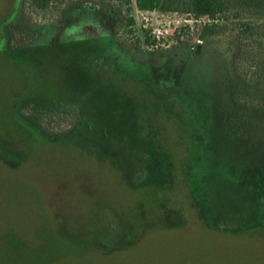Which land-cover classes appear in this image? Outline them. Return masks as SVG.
<instances>
[{
    "label": "rangeland",
    "instance_id": "1",
    "mask_svg": "<svg viewBox=\"0 0 264 264\" xmlns=\"http://www.w3.org/2000/svg\"><path fill=\"white\" fill-rule=\"evenodd\" d=\"M49 1L25 0L9 32V50L29 51H0V264H264L248 182L264 174V0H226L209 33L208 18L167 9L177 0ZM76 9L92 15L67 36H104L135 63L169 57L173 84L112 78L101 48L57 41ZM66 135L80 143L54 140Z\"/></svg>",
    "mask_w": 264,
    "mask_h": 264
},
{
    "label": "flooded vegetation",
    "instance_id": "2",
    "mask_svg": "<svg viewBox=\"0 0 264 264\" xmlns=\"http://www.w3.org/2000/svg\"><path fill=\"white\" fill-rule=\"evenodd\" d=\"M10 1H11L10 5L12 6L11 8L12 15L10 19L1 26L0 32L2 33L3 39L0 38V51L1 53H3V52H7L6 50H8V52H11L13 56H16V54L20 52L29 51L30 49L28 47L21 48L22 47L21 46L18 48H13V49L11 48V50H9L10 47L6 45L9 39V36H10V33H9L10 30L14 26L15 27L19 26L18 23L20 22L22 16H26V14L23 11L25 9L24 8L25 0H10ZM27 1L29 2V5L32 6L31 0H27ZM32 7L35 8L34 6ZM91 15L92 14L89 13L88 11L85 12L84 10L82 11L81 9H76L75 12L65 15V16H73V17L63 27V29L61 30V33L60 31L58 32L57 41L61 43L80 44L82 46H85L87 49H89L90 52L92 50L94 51L96 47L101 48L100 50L102 51L98 50L100 51V54H102L101 58L104 59L105 56H107V58L113 59V61L115 60L114 61L115 70H112V78L115 76V74L116 76L118 75L119 78H121V75H127V76L130 75L133 77L140 78V80H143V82H145L147 86H150V87L153 86L154 89L158 91L163 90L165 86L169 87L173 84L172 75L175 76V70H173L172 68L169 67V65L166 64L167 63L166 61H168L169 57L167 58V60H164L165 59L164 56L162 55L157 56L153 58L151 60L152 63H149V64H140L139 62L135 63L136 60L134 61L130 57L123 56L120 50L111 43L110 39L104 36H95L94 33L91 34V32H87V33L78 32L76 33L75 36L73 35L67 36L70 31H74L73 29L80 27L82 23H84L83 20L79 19V16H91ZM63 40H66V41H63ZM103 49H106V50H103ZM110 55H112L113 57H110ZM133 70L136 71V75H132L130 73ZM163 91H166V90H163Z\"/></svg>",
    "mask_w": 264,
    "mask_h": 264
},
{
    "label": "trees",
    "instance_id": "3",
    "mask_svg": "<svg viewBox=\"0 0 264 264\" xmlns=\"http://www.w3.org/2000/svg\"><path fill=\"white\" fill-rule=\"evenodd\" d=\"M31 4H32V6H34L38 10H44L49 5V0H31ZM135 4H136V7L140 11L149 12V11H153L157 8L158 0H135ZM167 9L169 11L187 14L190 17H193L195 19H198L200 17L208 18V21H211V22H208V24L204 25V29H205L204 31L209 33L216 26V24H214V23H216V21L218 22L220 19L226 17V16H224V14L229 9V7H228V3L226 0H177V2L169 4V6H167ZM130 22H131V19L129 20V23ZM241 26H242V24H241ZM243 27L246 28L245 32L249 30L245 24L243 25ZM261 39L262 40H260L258 42V45L260 48H264V35ZM200 45L201 44L196 46L197 51L198 50L200 51V48H201ZM6 56L8 58H12L13 60L15 57L12 55L11 56L6 55ZM15 107H17V106H15ZM14 117H15V120L19 121L18 112H17L16 108L14 110ZM30 133H31L32 138L37 137L34 134V131L30 132ZM72 136L66 135V136H62V137L54 139V140L55 141L56 140L57 141L68 140L69 142L74 141L75 143H80L79 141H76L74 139L76 137H72ZM81 140L82 141H88V139L87 140L81 139ZM104 159H106V160L109 159L110 162L116 167V169H119L118 171L121 173L122 176H126L128 174L127 167L129 169V165L127 166L126 162H124L123 159L118 158V157L111 158V156L106 157ZM116 159H118V160H116ZM120 160L122 161V164H119L121 162ZM163 164H166V165H164V169L166 168V166H167V168H168V166H170V164H167V163H163ZM163 172H164V170H163ZM163 172L160 174V177L165 175ZM261 174L259 175L260 178L256 179V176H254L255 179H253V180L250 179V181L248 180V182H249V185H250V183H253V185H251V186H253L254 190L256 191L255 200L258 201L259 205L262 204L261 206L264 208V174L263 173H261ZM160 177H158V178H160ZM151 182H154V181H151ZM186 182L188 184V185L186 184V186L189 187V192H190L191 198L193 200L195 199V202H193L194 207H196L198 209V211L202 212L204 210V204L207 203V198H206L205 192L202 193V189H201V192H199L198 191L199 187L198 188L196 187L198 189L197 190L196 188H194L193 185L190 188L189 180L186 179ZM143 183L144 184H142V186L151 185V183L149 184L146 180ZM261 211L259 214V219L257 218L255 225H258L260 222L264 221V209H262ZM261 218H262V221H260Z\"/></svg>",
    "mask_w": 264,
    "mask_h": 264
}]
</instances>
